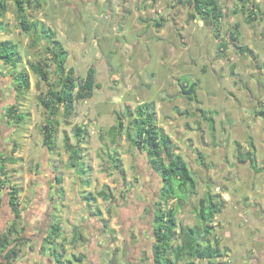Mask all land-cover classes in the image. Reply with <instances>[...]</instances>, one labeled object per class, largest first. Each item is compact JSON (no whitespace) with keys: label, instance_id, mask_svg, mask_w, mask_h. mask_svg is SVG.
<instances>
[{"label":"rangeland","instance_id":"374dc122","mask_svg":"<svg viewBox=\"0 0 264 264\" xmlns=\"http://www.w3.org/2000/svg\"><path fill=\"white\" fill-rule=\"evenodd\" d=\"M42 1L45 5L40 8L42 13L38 9L30 8L28 16L31 21L44 19L41 22L55 30L62 44L68 49L67 66L75 68L76 74L84 76L88 68L94 64L98 70L97 80L101 84L100 88L95 89L92 97L75 102L74 112L68 115L60 112L58 117L61 123L58 140L62 159L65 160L67 154L63 139L70 137L72 144H78L75 147H80L79 149L82 150V160L78 164L84 168L82 175L87 177L86 184L80 176L83 181L82 186L85 188L82 189L83 195L92 192L98 199L104 201L99 205L102 221H106L107 224L101 231L104 233L102 244L105 252L102 255L98 254V257L93 256L92 260L97 258L100 264H113V261H119L121 257L123 261L130 256L127 247L132 249L136 246L145 251V254L142 252V256L138 259V264H155L152 256L153 241L149 234H152L153 218L146 213L144 218L141 215L145 203L149 205L152 197L157 198L161 188V178L149 168L146 156L137 159L135 146L127 139L125 131L121 135L122 140L118 143L112 142L108 132L112 125H117L120 121H124L127 125L129 119L132 120L135 116L134 114L132 117L139 104L153 102L151 110L155 113L157 125L170 135L177 151L185 157L197 179V193L187 198V202L178 213L177 233L173 245L176 246L182 241L179 232L182 226L197 224L196 206L205 190L210 188L215 195L221 194L225 200L224 207L215 221L216 230L212 235L205 234V237L212 241L218 235L221 246L229 248V255L220 261L224 264H264V189L258 192L255 189L245 190L253 188L250 187L249 182H246L248 177L255 176V172L248 161L247 164H241L237 158L239 149L246 152L251 140L256 144L257 163L262 165L264 159V15L256 22L249 23L246 20L248 10L239 5V0H219L220 6L227 12V16L221 21L219 38L212 26L205 23L201 17L191 18L194 11L186 3L174 8L173 6L179 2L171 5L168 0H160L148 21H145L144 17L141 21L138 20L142 25V32L147 33L146 37L154 40L151 39L145 44L132 33L122 32L121 34L129 39L126 43L135 44L132 49L127 50L124 42V44L118 43L119 48L116 50L115 47L111 48L117 52V58H113L121 63L120 65L117 63L112 72V63L107 61L109 56L105 53L108 49V41L99 42V45H96L95 41L97 34L102 35L100 32L106 31L103 27L107 25L114 26V29L118 26V31L119 28L120 31L123 30L125 19L122 7H127L125 1L122 6L119 3L115 5L116 15L101 11L94 12V15L93 13L86 15L87 11L91 12L85 10L88 0L79 1L74 7H81L83 11L79 9L76 16L73 14V8L68 9L69 0ZM260 1L263 14L264 0ZM170 8H174L172 17H170ZM9 13L11 33L5 32L0 35V41L11 38L19 44V50L23 55L20 66L28 68L31 76L30 89L20 97L22 101L20 105L24 107L22 113L26 116L23 119L22 129L27 127L23 130L21 139L32 137L27 142L38 144L43 133L45 113L38 99L41 92L39 86L43 90L46 84H38V76L30 69L29 61L44 59L48 54L43 42L33 44L35 37L33 31L28 32L21 28L13 2L10 4ZM111 15L116 16L117 21L115 19L111 21ZM162 17L165 19L161 20L163 25L160 28L152 25L151 22ZM143 21L150 22L146 28L143 26L145 24ZM235 26L238 27V40H233L229 35L232 34V27ZM71 35L76 37L70 38ZM222 42L226 43L224 50L220 47ZM238 45H248L252 53L241 51ZM82 46H91L94 51L85 52ZM138 58L142 60L141 65L145 69L140 66L137 69L135 66ZM160 60L164 61V64L160 63ZM157 70L160 73L153 77L152 73ZM9 72L10 70L7 71ZM161 73L165 75L162 79ZM179 77L198 83L199 105L189 103L186 98L175 99L181 91ZM157 78L160 81H157ZM8 91L9 88L5 93L9 94ZM173 104L178 105L175 116L171 115L170 110ZM201 109L214 117V131L211 130ZM78 126L82 127L80 137L75 135L74 130ZM20 136L21 133H17L14 138L18 139ZM197 143L208 144L211 149L209 155L216 161L215 165L218 167L220 163H226L231 169L234 168L230 170L232 174H228L227 170L222 172L216 170L208 176V180H205L208 171L199 168L200 151L196 150L199 148L196 146L195 150L189 148ZM239 143L242 146L236 150ZM32 148L34 144L31 147L29 144L25 145L26 152H30ZM115 154L121 158L120 170L115 168L116 162L113 160ZM35 158L37 159V156ZM59 165L63 168V163ZM63 170L67 169L63 168ZM118 172L123 174V178ZM257 176H260L264 183V174ZM231 178H235L237 183L231 180V185H235L234 191L225 189ZM259 184L261 186V183ZM102 189L112 196L111 200H105L99 195ZM120 189H131L125 194L124 201L122 197L119 198ZM90 206L95 209L96 200H92ZM75 212L76 215L71 217L77 216V219H73L78 222L74 224L70 220L71 217L69 220L64 217L69 225L81 224L79 217L82 211ZM1 216L5 217L2 226L6 227L11 221V215L7 210L1 211ZM60 221H63L62 218ZM134 223L138 225L132 227ZM30 227L31 225L27 229L30 230ZM98 232L100 231L97 230ZM144 233L147 234L148 240L144 238ZM84 235L90 241L88 234ZM41 238L43 237L39 235V239ZM199 242L206 243L203 238ZM75 250L77 253L76 247ZM191 260L195 259L184 257L178 264H187ZM76 262L88 264L84 260ZM43 264H47L46 260Z\"/></svg>","mask_w":264,"mask_h":264},{"label":"trees","instance_id":"16d2710c","mask_svg":"<svg viewBox=\"0 0 264 264\" xmlns=\"http://www.w3.org/2000/svg\"><path fill=\"white\" fill-rule=\"evenodd\" d=\"M16 6L18 20L21 28L25 31H33L35 37L33 44L43 42L47 57L44 59L30 60V69L38 76V84L45 83L46 88L41 90L38 95L40 104L44 109L43 135L44 144L50 151L56 149V134L60 125L59 114H69L75 110V102L88 99L93 96L95 89L100 88L101 84L97 81V72L94 65L90 66L84 76L76 74L75 68L67 66L68 50L57 39L56 31L46 27L41 21H31L28 16V7L31 5H40L39 0H13ZM36 1V2H35ZM240 6L248 10L247 22L254 23L260 19L262 14L261 5L254 0H239ZM193 8L194 13L191 18L201 17L205 23L212 26L217 37H221V21L227 16V12L220 6L219 0H180ZM28 6V7H27ZM7 12L6 0H0V18H5ZM165 18L154 20L157 28H160ZM162 20V21H161ZM4 22L0 21L2 25ZM0 25V26H1ZM238 26V25H237ZM232 27V34H229L233 40H238V27ZM42 28V30H41ZM1 31V29H0ZM225 42L220 44L224 50ZM238 48L247 53H252L248 45H238ZM0 59L7 65L15 68L13 73L16 83V89L20 92L30 89V70L21 67L23 55L19 50V44L11 39H5L0 42ZM181 94L190 102L199 105L197 96V82H181ZM153 102H144L139 104L133 112V119H129L126 125L120 121L117 125H112L108 132L113 143H117L121 135L126 133L127 139L139 150L144 151L149 159V164L153 171L157 172L161 178V188L157 194L153 216V243L152 256L155 264H178L184 257L195 259L188 261L187 264H224L220 261L223 257L229 255V248L222 247L219 236L212 241L205 237V234L212 235L216 230V218L224 207V198L221 194L214 195L207 190L205 195L199 200L196 206L197 224L194 226H182L179 230L182 241L178 245H173V240L177 233L178 213L184 206L187 198L196 194L197 179L190 168L185 157L177 151L175 142L170 135L159 128L156 123V116L151 107ZM197 108V105H196ZM203 115L210 124L212 131L215 130V119L207 111ZM213 112V111H212ZM131 114V112H129ZM27 114V113H26ZM9 120L14 124H21L25 114L19 111L15 105L7 113ZM129 128V129H128ZM75 135L80 137L82 127L74 128ZM83 134V133H82ZM253 143V141H252ZM69 147V146H68ZM80 147H73L70 151L71 167H77L81 159ZM114 156V157H113ZM115 168L122 167L121 158L117 154L113 155ZM201 163L207 166L206 159L200 153ZM12 159L0 157V179L6 173V164ZM238 160L240 163L250 162L256 172L263 171L262 167H257V156L255 149L242 152L239 149ZM9 206L13 218L6 229L0 232V264H12L16 261L21 252V246L28 240L23 235L24 228L21 224V209L19 206L17 187L11 186ZM103 198L109 194L106 190L99 193ZM95 195L90 193L86 199H95ZM149 210V209H146ZM52 232L46 237L47 242H54V236L58 234L59 224H52ZM78 232L77 239H84L81 232ZM206 241L202 244L200 239ZM5 248V249H3ZM142 252L145 251L143 250ZM56 261L63 264V253L58 252Z\"/></svg>","mask_w":264,"mask_h":264},{"label":"crops","instance_id":"0c3cea01","mask_svg":"<svg viewBox=\"0 0 264 264\" xmlns=\"http://www.w3.org/2000/svg\"><path fill=\"white\" fill-rule=\"evenodd\" d=\"M39 1H41L40 5L33 4L30 7L27 6L28 7L27 13H29L30 8L38 9V11L42 13V10L40 8L45 7V5L43 4L44 1L42 0H39ZM79 1H84V0H69L68 9L73 8V14L75 16L79 9H80L79 11H83L81 7H74V4H77ZM124 1H125V5L127 6L126 8L128 9H126L125 7H122L123 12H124L123 18L125 19V24L123 21V24H124L123 30L120 31V28H119V31H118V26L116 29H114V26L111 24L113 27H110L107 25L103 27V30H106V31H102V32L99 31L100 33H102V35H99V34H97V36L95 34L93 35V37L95 36L97 37V41H95L96 45H99V42L103 43V42L108 41V49L105 51V53H107V55L109 56L107 58V61L110 64L112 63V66H111L112 72H114L115 70L114 68L117 65V63L118 65L121 64L116 59L117 52L115 50L119 48L117 46L118 43L124 44L126 43V41L129 40L127 36L121 34L122 32L127 31V32L132 33L134 37L137 36V38L141 39V41H144L145 44H148V42L152 39V38L149 39L148 37H146L147 36L146 31L142 32L141 30L142 25L140 22H138V20L141 21L142 20L141 18L144 17L146 18L144 20L148 21V19H150V16L155 11V7L157 6V3L160 2V0H88L86 4V9H85V10L91 11V12L87 11L86 15L92 14V13H93L92 15H94V12H100V11L104 13H112L116 15L115 9H114L115 5L119 3L122 6V3ZM168 1L171 3V5H173V3L175 2H179V4L173 6L174 8H176V6H182V3L180 2V0H176V1L168 0ZM255 1L258 4H260L259 2H261L260 0H255ZM6 2H7L6 17L4 19L0 18V21L4 22L2 25L0 24L1 25L0 35L4 34L5 32H7L8 34L11 33L10 28H9L10 22L8 18L10 17V13H9L10 4L11 2L14 3V1L6 0ZM14 6H15V3H14ZM174 8H170V17H172L174 13ZM67 10L65 11L67 12ZM263 15H264V12L263 14H261V16ZM111 16H112L111 21H113L114 19L117 21L116 16L115 17H113V15ZM94 17L97 18L96 16ZM39 19L40 21L44 20L42 18H39ZM154 22L155 21L151 23L152 25L155 26ZM97 23L98 22H96V24ZM149 23L150 22L148 23L145 22V24H143V26H145L144 28H146V26H148ZM88 31L90 30H87V32ZM73 37H76V36H72V35L70 36V38H73ZM77 37L79 36L77 35ZM57 38L59 39L58 36ZM84 38L90 39V37L88 38L85 36ZM7 39H11V38H7ZM134 44H135L134 42L133 43L127 42L125 44L126 46H124L125 50L132 49V46ZM97 47L99 48L101 46H97ZM112 47H115V50L111 49ZM83 48L85 49L84 50L85 52L89 50L94 51V49H92L91 46L83 47ZM100 51H101V48L98 51L99 56L101 55ZM109 51L110 53H108ZM143 53L144 51L141 52V54ZM113 57H116V58H113ZM169 62H171V59L169 60ZM141 63H142V60L138 58L135 63V66L137 67V69H139L138 68L139 66L145 69V67L141 65ZM160 63L164 64V61L160 60ZM8 70H10L9 73H7ZM15 70H16L15 68L5 64L0 59V157L2 158L8 157L12 159L7 162L6 173L3 176L1 175V177L3 178L2 180L0 179V227H1L0 232L4 231L6 227L10 224V221H9L6 227L2 226V223H4L3 220L5 217L1 216V211L6 212L8 210L11 215V220L13 218V214L9 206V199H10V191L12 189L11 186H15L18 188L17 189L18 199H19V206L21 209L20 221L24 228L23 235H25V237L28 239L26 243L21 246L22 250L20 252L19 258L16 261H14L12 264H43L45 260L48 261L50 264H61L56 261L55 256H57L58 252L63 253V264H77L76 261H81V260L82 261L84 260L86 263L89 264L90 261L92 260L91 257L92 258L93 256L98 257V254L102 255V253L105 252V249H103L104 247L102 244L104 233H102L101 231H102V228L103 230L104 228H106L105 226L107 224H106V221H102L103 216H102V212L100 210V205H99L101 204V202H104V201H101V199L100 198L98 199V197L96 196H95L96 197L95 199H89V200L86 199V197L90 193H87V194L85 193V195H83L82 189H85V188H83L82 186L83 181L80 179V176H82V179L84 180L87 177L86 175L85 176L82 175V173L84 172V168L81 167L79 164L77 167H71L69 165L71 148L73 149L75 145H78V144H75V145L72 144V140H70V137L69 138L65 137L63 139V142H64L63 146L65 147L67 154L66 155L64 154L65 160L62 159V151H60V144L58 140V136L61 131V123L58 127V131L56 134L57 147L56 149L52 151H50L49 148L44 144L43 133H42V137L38 144L27 142V141H30L32 137L21 139L22 134H23L22 132L23 130H26L25 128L27 127H24L22 129L23 121H21V124L17 125V124H14L12 120H9V117H7V113L9 112V110H11V108L14 105L17 108H19L20 112H22V109L24 107L20 105V103H22V101H20L21 99L20 97L24 92H25L24 94L27 93L26 90L24 92H20L16 89L17 81H15V78L13 76L14 75L13 73L15 72ZM96 72L98 74L97 68H96ZM157 73H160V71L157 70V72H153L152 76L153 77L156 76ZM168 73L170 74V72ZM164 76L165 75L161 73L160 78L162 79V77ZM7 80H9L10 83L9 81L7 82ZM30 80H31V76H30ZM157 81H160V79L157 78ZM179 81L187 82L188 78L184 79L183 77H179ZM8 88H9V91H8L9 94L5 93L6 89ZM197 96H198V91H197ZM13 97L14 99H12ZM184 98L185 97L181 94V91H180V93H178V96L175 99L177 100V99H184ZM176 106L178 105L173 104V106L170 108V110L172 111L171 115L175 116V112H177L178 110L177 109L178 107ZM17 133H21V136L18 138L19 140L14 138V135H16ZM119 139L122 140L121 138ZM27 144H29L30 147L34 144V148H32L31 151L29 150L30 152L25 151V145ZM195 146L198 147L199 149H196ZM237 146L238 147L236 148V150H238L242 145L241 143H239ZM189 148L193 150L196 149L197 151H200V153L204 155L207 166H204L200 162L199 168L202 170L208 171V175H207V178L205 177V180H208L209 178L208 176L213 174L212 172H216V170H220L221 172L227 170L228 174H232L230 170H234V168L231 169L229 165H226V163H220L218 167L215 165L216 161L210 158L209 154H210L211 149L208 147V144L197 143L196 145L194 146L192 145ZM222 149H225V147H222ZM247 149L248 150L255 149V153L257 156L256 144L254 141L252 143V141L250 140L249 147ZM135 155L137 159H140L141 157L146 156L147 161L149 162L147 154L144 151L139 150L136 146H135ZM35 156H37V159L35 158ZM223 158H225V156ZM61 163H63V168L67 170H63V168H61V166L59 165ZM241 164H247V162L241 163ZM248 164L251 167V169L255 172V176L251 175L250 177H248V180L246 182V183L249 182L250 187L251 188L253 187V188L245 189V190L255 189L258 192V190L260 191L261 189H264V183H262V178L260 176H257L258 174H264V159H263L262 165H260L259 163L257 165V167L263 168V171H260V172H256L254 168L252 167V165L250 164V162H248ZM148 165L150 164L148 163ZM80 167H81V170H80ZM149 168H151V166H149ZM152 172L154 174H157V172L153 171V169H152ZM75 173H78L80 175H76ZM118 174L121 176V178H123V174L121 172H118ZM234 179L235 178H231L229 180V183L225 185L227 186L225 187V189H229L232 191L235 190L234 189L235 185H231V180H233L234 183L237 184L236 180ZM84 182L87 184L86 180ZM259 183H261V186ZM207 190H210L212 192V190L209 188L205 190V193L207 192ZM238 190L239 189H237V191ZM101 191H99V193ZM130 191L131 189H120L119 192L121 196H119V198L122 197V200L124 201V199L126 198L125 194L129 193ZM111 198L112 196L109 195L107 198H103V199L111 200ZM92 200L94 201L96 200L97 207L95 209L90 206V204H92ZM144 202L146 201L144 200ZM144 207L145 209L144 211H142L141 217L144 218L145 213L149 214L150 216H153L154 213H152V211L154 210V208L146 210L148 209V205L146 203ZM181 209L182 208H180V210ZM77 210L82 211L79 217L81 224L73 225L74 223L78 222L77 220L76 221L74 220V219H77V216L76 217L75 216L71 217V216L76 215L75 211ZM71 211H73L74 214L73 212L70 213ZM64 217L68 218V220L71 217L70 220L73 222V224L69 225L67 222L68 220H64ZM61 218L63 220L62 222L60 221ZM54 223L60 225V228L57 231L58 234L54 236L53 243L47 242L46 237L48 236L50 232H52L51 226ZM29 225H31L30 230L27 229ZM151 227L153 229V222L151 224ZM26 230H27V233H26ZM97 230L100 232L97 233ZM77 231L82 233L84 239L82 240L77 239L78 237ZM84 234H88V237H90V241L89 239L87 240ZM149 234L151 236L150 238H152V241H153V236H152L153 230H152V234L151 233ZM39 235H41L43 238L39 239ZM143 236L144 238L147 239L146 233H144ZM75 247L78 249L77 253H76ZM136 251L141 252L142 249H138ZM70 258H73V260H71ZM137 259H139V257H137ZM119 262L121 264H123L122 262H124L122 261L121 257L119 259Z\"/></svg>","mask_w":264,"mask_h":264},{"label":"flooded vegetation","instance_id":"af4514ba","mask_svg":"<svg viewBox=\"0 0 264 264\" xmlns=\"http://www.w3.org/2000/svg\"><path fill=\"white\" fill-rule=\"evenodd\" d=\"M150 201L151 202H149V205H148V209H153L154 208V206H155V202H156V198H154V197H152V199H150ZM140 209V208H139ZM141 209H142V206H141ZM136 225H138V224H136V223H134L133 225H132V227H135ZM138 232H139V230H138ZM127 249H129L128 250V253L130 254V256L128 257V259H124L123 261L124 262H122L123 264H138V259H137V257H141L142 256V251H143V249H142V251L141 252H138V251H136V250H138V249H141L140 247H136V246H133L132 247V249L128 246L127 247ZM91 259H93L92 257H91ZM115 260V259H114ZM93 262V264H100L99 262H98V259L97 258H94V260H91L90 261V263H92ZM114 263L113 264H120V262L119 261H113ZM46 263L47 264H50L48 261H46ZM112 264V263H111Z\"/></svg>","mask_w":264,"mask_h":264}]
</instances>
